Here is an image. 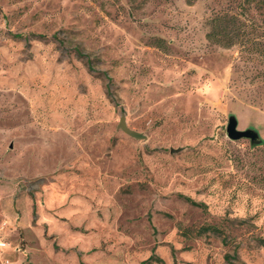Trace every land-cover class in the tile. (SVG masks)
<instances>
[{"label": "rangeland", "instance_id": "obj_1", "mask_svg": "<svg viewBox=\"0 0 264 264\" xmlns=\"http://www.w3.org/2000/svg\"><path fill=\"white\" fill-rule=\"evenodd\" d=\"M263 2L0 0L10 264H264Z\"/></svg>", "mask_w": 264, "mask_h": 264}, {"label": "trees", "instance_id": "obj_2", "mask_svg": "<svg viewBox=\"0 0 264 264\" xmlns=\"http://www.w3.org/2000/svg\"><path fill=\"white\" fill-rule=\"evenodd\" d=\"M252 1H262V0H252ZM264 3V2H263ZM233 16H231L228 13H219L217 14V16H215L214 18H212L211 20V32L209 34V38H211V40L215 41L217 44L222 45L224 47H231L234 44H236L235 42V38H236V33L232 32V30L230 29L232 23H233ZM234 26V25H233ZM15 37H23L21 35H16ZM39 38H44L45 36H38ZM76 53L84 58H87V64L89 66V68L92 70L93 69V63L92 60L86 56L85 54H83L80 50L76 49ZM110 81V79H109ZM191 201V200H188ZM191 203L194 206H198V207H203V205L198 204L195 201H191ZM200 233H207V232H215L220 234L221 231L219 228L217 227H213V226H204L201 227V229L199 230ZM261 244L264 245V240H260ZM154 261L157 262H161L162 260L151 257L149 258V260H147L145 263L146 264H150Z\"/></svg>", "mask_w": 264, "mask_h": 264}, {"label": "water", "instance_id": "obj_3", "mask_svg": "<svg viewBox=\"0 0 264 264\" xmlns=\"http://www.w3.org/2000/svg\"><path fill=\"white\" fill-rule=\"evenodd\" d=\"M237 125H238L237 119L234 116H230L226 131H227V136L231 140L238 141V140L246 139V140H250L251 143L254 145L261 144V139L259 137V134L255 130L247 129L244 131H239ZM118 129L122 130L128 136L135 138L137 140H146V136L143 133L137 132L128 127L125 115L121 116Z\"/></svg>", "mask_w": 264, "mask_h": 264}, {"label": "built area", "instance_id": "obj_4", "mask_svg": "<svg viewBox=\"0 0 264 264\" xmlns=\"http://www.w3.org/2000/svg\"><path fill=\"white\" fill-rule=\"evenodd\" d=\"M7 222L0 224V260L3 264H10V259L6 256L12 250L14 252H20L19 246H14L10 241V237L6 233Z\"/></svg>", "mask_w": 264, "mask_h": 264}, {"label": "crops", "instance_id": "obj_5", "mask_svg": "<svg viewBox=\"0 0 264 264\" xmlns=\"http://www.w3.org/2000/svg\"><path fill=\"white\" fill-rule=\"evenodd\" d=\"M10 254H11V253H8L6 256L9 258V257H10V256H9ZM0 261H1V260H0ZM1 262H2V261H1Z\"/></svg>", "mask_w": 264, "mask_h": 264}]
</instances>
